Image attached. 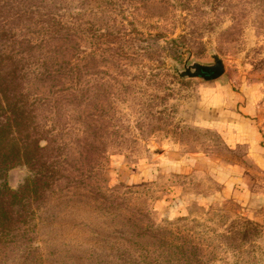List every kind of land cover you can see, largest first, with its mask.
Returning <instances> with one entry per match:
<instances>
[{
  "label": "rangeland",
  "instance_id": "374dc122",
  "mask_svg": "<svg viewBox=\"0 0 264 264\" xmlns=\"http://www.w3.org/2000/svg\"><path fill=\"white\" fill-rule=\"evenodd\" d=\"M44 3L74 18L71 113L104 151L91 185L120 209L103 215L83 189L59 198L46 215L74 250L60 260L87 264L83 243L102 244L121 211L134 219L132 241L154 258L166 251L180 264H264V208L250 192L259 193L261 177L246 139L248 119L264 133V0ZM212 52L224 61L218 79L174 73L173 63L209 62ZM67 157L78 168V149ZM27 174L10 170L9 186Z\"/></svg>",
  "mask_w": 264,
  "mask_h": 264
},
{
  "label": "trees",
  "instance_id": "16d2710c",
  "mask_svg": "<svg viewBox=\"0 0 264 264\" xmlns=\"http://www.w3.org/2000/svg\"><path fill=\"white\" fill-rule=\"evenodd\" d=\"M59 6L0 0V264H68L59 257L65 250L74 253L72 244L46 214L74 190L88 191L103 215L120 210L109 202L112 195L90 182L104 151L94 146L86 120L81 130L74 125V18ZM33 82L48 85V94L33 92ZM71 148L78 149V168L67 157ZM17 167L28 174L13 189L7 173ZM117 215L122 218L110 222L102 244L83 243L87 264H180L171 256L166 260V251L157 259L134 243V219Z\"/></svg>",
  "mask_w": 264,
  "mask_h": 264
},
{
  "label": "water",
  "instance_id": "95a60500",
  "mask_svg": "<svg viewBox=\"0 0 264 264\" xmlns=\"http://www.w3.org/2000/svg\"><path fill=\"white\" fill-rule=\"evenodd\" d=\"M211 61L201 62L186 59L182 68L172 64L174 73L179 79H198L200 81H214L221 77L225 71L223 59L215 52L210 53Z\"/></svg>",
  "mask_w": 264,
  "mask_h": 264
},
{
  "label": "crops",
  "instance_id": "0c3cea01",
  "mask_svg": "<svg viewBox=\"0 0 264 264\" xmlns=\"http://www.w3.org/2000/svg\"><path fill=\"white\" fill-rule=\"evenodd\" d=\"M257 122L253 119H248L247 129H246V139L248 142V154L251 157L254 165L257 167V173L260 175L261 179L256 187L258 194H254L253 185L250 186V192H252V199L260 204L264 208V133H258Z\"/></svg>",
  "mask_w": 264,
  "mask_h": 264
}]
</instances>
